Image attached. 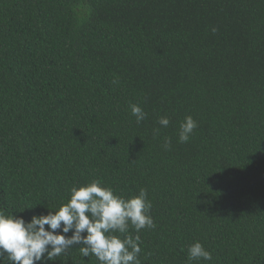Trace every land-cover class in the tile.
I'll return each mask as SVG.
<instances>
[{
  "label": "trees",
  "instance_id": "16d2710c",
  "mask_svg": "<svg viewBox=\"0 0 264 264\" xmlns=\"http://www.w3.org/2000/svg\"><path fill=\"white\" fill-rule=\"evenodd\" d=\"M94 179L147 189L141 264H264V0H0V211ZM78 247L47 264H100Z\"/></svg>",
  "mask_w": 264,
  "mask_h": 264
},
{
  "label": "clouds",
  "instance_id": "9594fccd",
  "mask_svg": "<svg viewBox=\"0 0 264 264\" xmlns=\"http://www.w3.org/2000/svg\"><path fill=\"white\" fill-rule=\"evenodd\" d=\"M129 107L138 124L146 119L147 113L139 105ZM169 123L167 117L158 120L162 127ZM197 127V122L186 116L180 123L179 142H188ZM153 132L158 135L159 129ZM170 145L171 140L165 138L163 147L168 149ZM49 209L30 222L0 211V264H47L78 245L81 256H95L100 264H141L140 232L156 227L147 189L140 188L137 195L125 198L99 179L72 186L68 202L57 210ZM130 229L135 231L134 236ZM187 252L189 264L213 259L199 241Z\"/></svg>",
  "mask_w": 264,
  "mask_h": 264
}]
</instances>
